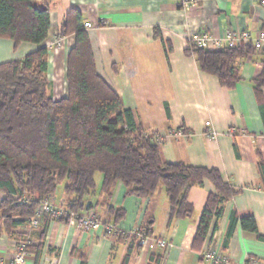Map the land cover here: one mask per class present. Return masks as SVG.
I'll list each match as a JSON object with an SVG mask.
<instances>
[{"label": "crops", "instance_id": "1", "mask_svg": "<svg viewBox=\"0 0 264 264\" xmlns=\"http://www.w3.org/2000/svg\"><path fill=\"white\" fill-rule=\"evenodd\" d=\"M52 29L44 42L47 47L57 34L67 12L77 10L86 23L97 72L120 96L125 109L134 115L142 132H159L158 147L164 162L184 163L214 169L233 188L242 192L222 206L214 218L200 250L193 247L200 218L208 197L215 192L205 181L189 193L191 217L170 220V203L164 187L149 199L127 194L117 182L105 206H98L100 218L126 231L108 235L99 229L80 231L64 222L50 221L40 240V230L32 229V247L37 255L52 252L60 264H149L152 256L161 264H211L202 252L215 241L229 257L230 264H245L251 257L264 264V242L236 224L223 248L232 216L252 217L258 235L264 236V86L258 90L253 80L262 75V56L256 52L237 64L241 82L232 90L220 86L216 77L201 72L187 36L204 31L225 37L231 31H249L253 37L264 33V0H200L188 9L176 0H49ZM58 31V32H57ZM75 36L65 37L62 48L48 49L50 56L51 97L57 100L54 84L60 81L59 94L65 95L67 56ZM22 43L15 46L0 38V64L21 60L37 50ZM212 132L216 135L213 136ZM103 177L98 180V188ZM97 197V196H96ZM96 197L90 201L96 203ZM3 196H0V201ZM56 204L68 197H53ZM124 217L116 221V213ZM94 210V209H93ZM27 225L11 232H0V258L9 259L14 238H21ZM146 229L152 239H163L166 248L151 243L139 245L134 231ZM27 237V236H25ZM40 245V246H39ZM126 258H129L126 262Z\"/></svg>", "mask_w": 264, "mask_h": 264}, {"label": "trees", "instance_id": "2", "mask_svg": "<svg viewBox=\"0 0 264 264\" xmlns=\"http://www.w3.org/2000/svg\"><path fill=\"white\" fill-rule=\"evenodd\" d=\"M48 1L0 0V38L13 41L15 46L29 43L38 47L21 60L0 64V232L25 225L41 201L55 196L61 183L73 211L105 206L117 182L124 184L127 194L142 199L153 197L164 187L173 220L192 216L189 193L194 186L209 181L215 192L208 197L193 242L200 250L222 206L242 189L231 187L217 170L163 161L158 146L143 138L133 113L124 108L120 96L97 72L88 33L75 9L67 12L60 28L65 36L74 35L75 43L67 56L65 95L54 100L48 93L50 56L43 45L52 29ZM256 52L248 44L222 50L194 49L187 54L194 56L201 72L232 90L242 80L238 62ZM260 55L264 66V52ZM253 82L260 90L264 72ZM260 171L264 173L263 163ZM98 173L103 177L99 188ZM24 192L35 193L38 199L21 204ZM93 197L96 203L86 209ZM108 210L116 213V221L124 217L122 210ZM50 221L58 220L49 216L40 219V240ZM238 222L264 242L254 218L238 219L234 214L224 249ZM33 248L38 255L41 247ZM149 264H161V258L152 256Z\"/></svg>", "mask_w": 264, "mask_h": 264}, {"label": "built area", "instance_id": "3", "mask_svg": "<svg viewBox=\"0 0 264 264\" xmlns=\"http://www.w3.org/2000/svg\"><path fill=\"white\" fill-rule=\"evenodd\" d=\"M183 8L199 4L200 0H176ZM93 26L90 23L85 24V29H91ZM187 41L190 49H204V50H222L224 47H241L244 45H252L258 53L264 52V33L258 37H253L249 31H231L225 37H215L212 34L204 31L190 32L187 36ZM64 43V36L59 33L53 35L51 41L48 42L47 48L52 49L62 48ZM212 135L216 134L212 132ZM143 138L150 140L156 146L163 143V137L159 132H143ZM38 199L35 193L24 192L20 198L19 203L28 204L32 200ZM97 209V208H96ZM43 216H49L53 220H60L69 225L75 226L80 231H89L99 229L108 235L120 233L125 235L126 231L121 230L112 223L103 221L99 212L95 209L86 211H73L68 207L67 203L56 204L54 198H47L40 202L35 215L27 219V227L14 232V234H22L21 238H14L13 253L9 259L0 258V264H34L37 261V255L32 251L33 242L29 238L31 230L38 228L40 219ZM138 236L139 245L141 248H146L151 243L157 247L166 248L167 242L163 239H152L146 229H139L134 231ZM27 236V237H25ZM204 260L211 264H230L229 257L224 251L216 245L215 241L209 243L208 248L202 252ZM39 264H60L59 257L52 252H45L39 261ZM250 264H258L257 261L251 260Z\"/></svg>", "mask_w": 264, "mask_h": 264}, {"label": "rangeland", "instance_id": "4", "mask_svg": "<svg viewBox=\"0 0 264 264\" xmlns=\"http://www.w3.org/2000/svg\"><path fill=\"white\" fill-rule=\"evenodd\" d=\"M57 32H58V31H57ZM58 33H59L60 35H63V36H64V39H65V37H67V36H65L64 34H62L60 30H59ZM58 33H57V34H58ZM55 35H56V34H55ZM54 87H55V90L57 91V93H55V96H57L56 98H58L57 100H59V99L62 98V95L58 93L59 90H61V85H60V81H59L58 78H57V80L55 81ZM48 93H49L50 96L52 95V94H51V90H49ZM100 177H102V174H101V173H98V174H97V178H96V183H97V185H98V180H99ZM63 186H64V183H61V184L58 186V189H57V192H56V194H55V197H63V196L66 197V195H65V193H64V190H63Z\"/></svg>", "mask_w": 264, "mask_h": 264}, {"label": "water", "instance_id": "5", "mask_svg": "<svg viewBox=\"0 0 264 264\" xmlns=\"http://www.w3.org/2000/svg\"><path fill=\"white\" fill-rule=\"evenodd\" d=\"M91 204V202L89 201L88 203H87V207H86V209H88L89 208V205Z\"/></svg>", "mask_w": 264, "mask_h": 264}]
</instances>
